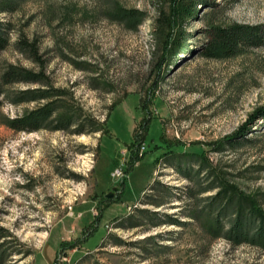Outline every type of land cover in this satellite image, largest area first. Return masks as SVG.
Wrapping results in <instances>:
<instances>
[{"label": "rangeland", "instance_id": "rangeland-1", "mask_svg": "<svg viewBox=\"0 0 264 264\" xmlns=\"http://www.w3.org/2000/svg\"><path fill=\"white\" fill-rule=\"evenodd\" d=\"M207 1L182 24L188 49L160 60L155 0H0L12 27L0 70L16 63L46 77L12 89L59 91L0 107V264H264L261 247L205 230L199 211L219 188L198 191L220 175L264 209V124H250L249 140L224 141L264 105V45L233 57L198 52L212 25L264 23V0ZM124 8L147 16L136 25ZM19 32L35 40L40 63L14 46ZM50 99L74 125L1 122ZM135 141L143 154L131 164ZM167 143L206 147L205 159L167 155Z\"/></svg>", "mask_w": 264, "mask_h": 264}, {"label": "trees", "instance_id": "trees-1", "mask_svg": "<svg viewBox=\"0 0 264 264\" xmlns=\"http://www.w3.org/2000/svg\"><path fill=\"white\" fill-rule=\"evenodd\" d=\"M156 16L152 20L151 36L154 41L153 54L160 60L167 59L168 54H176L179 50L188 49L185 40L188 36L182 28V24L188 18L194 16L197 4L206 5L207 0H155ZM147 14L140 9H122L123 20H132L136 25L146 18ZM9 21H0V50L9 44L11 32ZM14 46L18 51L29 56L34 62H41L38 46L35 40H28L19 32ZM264 45V23H231L228 25H212L206 31V38L198 46V52L209 58L233 57L246 52L250 48ZM43 66V64L41 65ZM43 70H35L21 64L12 63L0 70V107L4 103H23L49 99L58 96L59 91L50 87H33L28 89H12L16 84L45 82ZM55 115V100L50 99L42 105L33 108L24 114L14 118L3 117L1 120L6 126L15 130L33 131L39 128L66 129L74 125V119L70 115ZM261 121L264 124V105L257 107L251 114L247 123L241 124L237 130L224 139L227 144L235 145L240 141L249 140L246 133L251 131L253 122ZM255 125V123H253ZM219 141H217L216 144ZM168 145V143H167ZM215 145V143H213ZM134 153L131 164L141 157L138 149L141 146L135 141ZM217 146V145H216ZM166 154L180 153L192 154L205 159L206 147L200 151H181L168 145ZM210 148H216L212 146ZM218 148V147H217ZM207 168V167H205ZM203 169V168H202ZM198 168L197 173L202 170ZM187 176H190L189 173ZM218 186V191L209 195L208 211L203 219L205 230L214 237H224L232 244L249 243L264 249V209L261 207L255 195L246 194L234 184H229L219 175L218 185L204 186L201 192ZM198 216L200 217V215ZM168 219L162 222L181 225L183 222L175 217L166 215ZM0 230L2 228L0 227Z\"/></svg>", "mask_w": 264, "mask_h": 264}, {"label": "water", "instance_id": "water-1", "mask_svg": "<svg viewBox=\"0 0 264 264\" xmlns=\"http://www.w3.org/2000/svg\"><path fill=\"white\" fill-rule=\"evenodd\" d=\"M117 188H118V186H113L112 190L105 194V197H107V198L112 197V194L114 193L115 190H117Z\"/></svg>", "mask_w": 264, "mask_h": 264}, {"label": "built area", "instance_id": "built-area-1", "mask_svg": "<svg viewBox=\"0 0 264 264\" xmlns=\"http://www.w3.org/2000/svg\"><path fill=\"white\" fill-rule=\"evenodd\" d=\"M144 147H143V145L141 146V149H143Z\"/></svg>", "mask_w": 264, "mask_h": 264}]
</instances>
